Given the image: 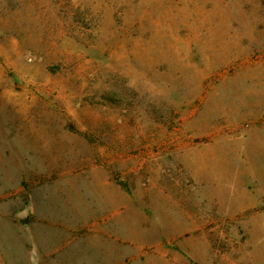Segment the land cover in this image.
<instances>
[{
	"label": "rangeland",
	"instance_id": "374dc122",
	"mask_svg": "<svg viewBox=\"0 0 264 264\" xmlns=\"http://www.w3.org/2000/svg\"><path fill=\"white\" fill-rule=\"evenodd\" d=\"M0 264H264V0H0Z\"/></svg>",
	"mask_w": 264,
	"mask_h": 264
}]
</instances>
